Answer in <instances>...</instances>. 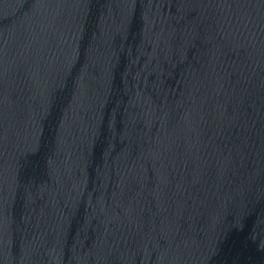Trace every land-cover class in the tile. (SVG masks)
Wrapping results in <instances>:
<instances>
[{
	"label": "water",
	"instance_id": "obj_1",
	"mask_svg": "<svg viewBox=\"0 0 264 264\" xmlns=\"http://www.w3.org/2000/svg\"><path fill=\"white\" fill-rule=\"evenodd\" d=\"M0 264H264V0H0Z\"/></svg>",
	"mask_w": 264,
	"mask_h": 264
}]
</instances>
